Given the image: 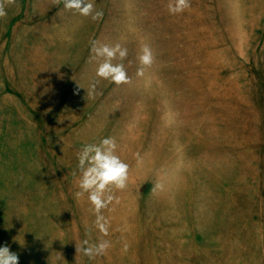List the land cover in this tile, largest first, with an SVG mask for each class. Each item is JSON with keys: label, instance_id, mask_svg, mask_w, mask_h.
<instances>
[{"label": "rangeland", "instance_id": "1", "mask_svg": "<svg viewBox=\"0 0 264 264\" xmlns=\"http://www.w3.org/2000/svg\"><path fill=\"white\" fill-rule=\"evenodd\" d=\"M94 2L95 20L0 0V246L18 264H264V0ZM93 41L127 49L125 82L95 76ZM109 136L128 176L96 208L77 154ZM85 240L110 245L89 258Z\"/></svg>", "mask_w": 264, "mask_h": 264}, {"label": "clouds", "instance_id": "2", "mask_svg": "<svg viewBox=\"0 0 264 264\" xmlns=\"http://www.w3.org/2000/svg\"><path fill=\"white\" fill-rule=\"evenodd\" d=\"M64 8L75 10L83 16H91L98 19L103 15V11L95 8L94 0H64ZM188 7V0H176L175 4H169V11L172 13L182 12ZM6 15V9L0 4V16ZM91 52L92 59L97 60L95 76L103 78L115 84L125 82L128 77L126 68L122 62L127 55V49L119 44L111 46L109 44L93 41ZM142 64H150L153 54L147 45L143 47L139 57ZM95 88V84L92 85ZM78 168L80 170L79 197L88 193L89 199L99 208L103 204V194L110 187L124 188L128 176V164L117 154V142L114 137H104L99 143H87L82 146L77 154ZM99 227L102 231H107L103 224ZM110 242H82L81 250L89 258L101 255L109 247ZM19 257L15 252L10 251L9 246H0V264H18Z\"/></svg>", "mask_w": 264, "mask_h": 264}]
</instances>
